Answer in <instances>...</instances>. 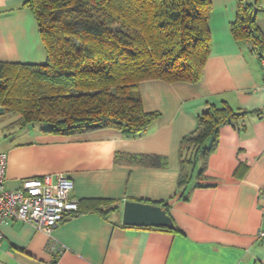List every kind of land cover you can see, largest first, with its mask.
I'll return each instance as SVG.
<instances>
[{"label":"crops","instance_id":"0c3cea01","mask_svg":"<svg viewBox=\"0 0 264 264\" xmlns=\"http://www.w3.org/2000/svg\"><path fill=\"white\" fill-rule=\"evenodd\" d=\"M211 46L197 83L146 80L142 108L158 116L138 136L113 128L70 135L22 126L0 109L4 187L61 173L73 183L79 213L50 237L19 221L0 225V264H264L256 239L264 226V87L249 43L230 25L240 1L210 0ZM264 44V0L255 17ZM45 50L26 0H0V63L40 65ZM245 113L220 125L213 150H181L209 103ZM183 162V163H182ZM161 207L174 231L126 227L123 204Z\"/></svg>","mask_w":264,"mask_h":264},{"label":"trees","instance_id":"16d2710c","mask_svg":"<svg viewBox=\"0 0 264 264\" xmlns=\"http://www.w3.org/2000/svg\"><path fill=\"white\" fill-rule=\"evenodd\" d=\"M261 2L240 1L230 25L233 39L249 43L258 60L264 57L255 25ZM26 5L36 19L45 61L0 63V108L19 114L22 126L40 124L45 133L60 135L113 128L138 136L158 116L143 110L141 82L197 83L202 77L211 46L210 0H26ZM244 115L225 102L207 104L180 149L209 154L213 146L202 148L204 142L215 143L220 125ZM78 213L79 208L73 216Z\"/></svg>","mask_w":264,"mask_h":264},{"label":"built area","instance_id":"2783aa9c","mask_svg":"<svg viewBox=\"0 0 264 264\" xmlns=\"http://www.w3.org/2000/svg\"><path fill=\"white\" fill-rule=\"evenodd\" d=\"M258 62L264 87V57ZM6 163L7 154L0 152V225L19 221L50 237L53 229L73 217L78 209L77 202L69 197L72 181L57 173L24 180L18 190H7L4 187ZM262 211L264 213V205ZM256 239L264 246V226Z\"/></svg>","mask_w":264,"mask_h":264},{"label":"water","instance_id":"95a60500","mask_svg":"<svg viewBox=\"0 0 264 264\" xmlns=\"http://www.w3.org/2000/svg\"><path fill=\"white\" fill-rule=\"evenodd\" d=\"M121 224L126 227L174 229L172 219L161 207L135 201L123 204Z\"/></svg>","mask_w":264,"mask_h":264},{"label":"rangeland","instance_id":"374dc122","mask_svg":"<svg viewBox=\"0 0 264 264\" xmlns=\"http://www.w3.org/2000/svg\"><path fill=\"white\" fill-rule=\"evenodd\" d=\"M1 109V108H0ZM36 127H43L42 125L40 124H35Z\"/></svg>","mask_w":264,"mask_h":264}]
</instances>
